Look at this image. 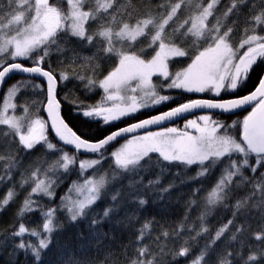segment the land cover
Returning a JSON list of instances; mask_svg holds the SVG:
<instances>
[{
	"label": "snow or ice",
	"instance_id": "6c2138e0",
	"mask_svg": "<svg viewBox=\"0 0 264 264\" xmlns=\"http://www.w3.org/2000/svg\"><path fill=\"white\" fill-rule=\"evenodd\" d=\"M180 58L186 66L172 71ZM259 64L264 0H0V214L19 200L0 246L15 264H52L67 224L80 229L77 243L55 264H264V75L224 98ZM72 81L99 100L62 96ZM172 90L211 98L99 139L63 115L69 102L107 127L174 101ZM246 108L242 120L217 118ZM181 117L183 128L138 134ZM183 185L191 191L173 225L167 209Z\"/></svg>",
	"mask_w": 264,
	"mask_h": 264
},
{
	"label": "trees",
	"instance_id": "16d2710c",
	"mask_svg": "<svg viewBox=\"0 0 264 264\" xmlns=\"http://www.w3.org/2000/svg\"><path fill=\"white\" fill-rule=\"evenodd\" d=\"M188 60L187 58H180L179 62L173 61L170 65L172 71H176L179 68L185 67ZM107 67V66H105ZM78 72H84L85 69L83 68H77ZM264 71V64H259L256 68L254 73L252 74L251 80L248 83V86L243 88L242 90L238 91L237 93L229 94V96H225L224 98H230L232 95H244L247 94L248 91H250L253 87V85L257 82V78L260 75H263ZM80 85L79 81H72L68 84V88H65L61 95L63 96L65 92H68L69 89H71L72 93L75 94L79 99L81 100H89V102H95L96 100H99L98 94H92L91 97L84 94V90L82 85ZM99 91V90H98ZM171 95L175 97L174 101H169L166 105H160L156 108L152 109H146L141 113H137L136 116L133 117H126L122 119L121 121L115 122L112 125H109L107 127H99L96 123L91 122L89 120H86L82 116H79L75 114L71 109L73 105L69 102H65L63 107V115L66 118V121L70 124L71 127L75 131H77L78 134L81 136L88 138V139H99L102 138L104 135H107L111 131H115L117 128H121L123 126H126L128 124L137 122L138 120L145 119L147 117H150L154 114L164 112L168 110L170 107H175L176 104L181 103L187 99H197L201 97L211 98L207 94H195V93H183V94H177V91H172ZM71 94L69 95V100L71 99ZM248 112H242L235 115H228L224 114L222 117H217L224 119L227 123H232L236 120H242L245 115H247ZM194 118V117H191ZM185 123L184 121H181L173 126L178 128H183V125ZM171 127V126H170ZM235 131V130H233ZM122 142V141H121ZM27 163V161H26ZM194 175V173H193ZM75 178V177H73ZM170 179V178H169ZM167 182V181H166ZM214 183L213 178L208 177L204 179L203 182V192L201 193V199H203V196L208 193L210 190L212 184ZM64 187H67V184L64 185ZM64 187H62L59 190L58 195H62L64 192ZM6 191V188L0 187V197L4 195ZM190 187L188 185H183L181 188L174 190L173 197H172V204L167 209V217L166 219L170 224H175L178 220H180L183 217V214L185 212V202L190 194ZM23 195V194H22ZM21 195V198H22ZM19 203V200H17L15 203L9 206V208L2 214H0V226H6L12 219H13V212L15 208L17 207ZM150 211L153 215H159V213L154 208H150ZM149 213H145V215H148ZM191 215L195 216V213H191ZM224 217V212L221 211L219 215L215 217L213 220V224L218 223L220 220H222ZM79 228H76L71 225H65L64 231L62 234L57 235L54 239V246L52 248V251L49 253L47 259L52 261V264H55L56 259L59 258V254L64 251L65 248H68L69 250H72V248L77 243L74 239V236L79 231ZM2 233H0V240L3 239ZM118 237L121 235L120 233H117ZM129 238L128 235H124V239L127 240ZM117 243H119V239L117 240ZM90 255H95V253H91ZM16 256L12 251L11 247H2L0 246V264H15ZM19 264H27V261L21 257Z\"/></svg>",
	"mask_w": 264,
	"mask_h": 264
},
{
	"label": "water",
	"instance_id": "95a60500",
	"mask_svg": "<svg viewBox=\"0 0 264 264\" xmlns=\"http://www.w3.org/2000/svg\"><path fill=\"white\" fill-rule=\"evenodd\" d=\"M264 72V71H263ZM263 75H264V73H263ZM167 111V110H166ZM202 111L203 110H197L195 113H193V114H186L187 116H188V118H191L192 116H195V115H197V114H202ZM248 111H250V108H246V109H241V110H237V114H239V113H242V112H248ZM160 113H161V111H160ZM160 113H157V114H160ZM157 114H154V115H157ZM154 115H152V116H154ZM228 115H235V114H231V113H229ZM151 117V116H150ZM147 118H149V117H147ZM146 119V118H145ZM141 120V119H140ZM143 120V119H142ZM185 119L184 118H176L174 121H165L164 122V124L163 125H153V126H151L149 129H147V130H144V129H141L140 130V132L138 133V134H143L145 131H155V130H159V129H161L162 127H164L165 125L166 126H171L172 127V125H175V124H177V123H179V122H181V121H184ZM135 123V122H134ZM127 126V125H126ZM123 127H125V126H123ZM122 128V127H121ZM131 135L132 134H129V138L131 137ZM119 139V141H122V140H124V138H118Z\"/></svg>",
	"mask_w": 264,
	"mask_h": 264
},
{
	"label": "rangeland",
	"instance_id": "374dc122",
	"mask_svg": "<svg viewBox=\"0 0 264 264\" xmlns=\"http://www.w3.org/2000/svg\"><path fill=\"white\" fill-rule=\"evenodd\" d=\"M154 79H155V78H154ZM172 91H176V90H172ZM190 94H191V93H190ZM195 94H200V93H195ZM204 94H207V93H204ZM200 95H201V94H200ZM207 95H208V94H207ZM192 117H194V116H192ZM172 126H173V125H172ZM159 130H160V129H159ZM155 131H157V130H155ZM123 141H124V140H122V142H121V141H120V142L123 143Z\"/></svg>",
	"mask_w": 264,
	"mask_h": 264
}]
</instances>
